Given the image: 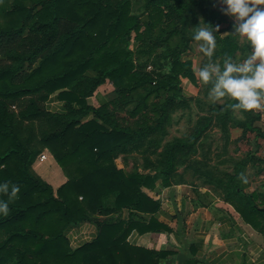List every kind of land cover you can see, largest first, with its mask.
Instances as JSON below:
<instances>
[{"label": "trees", "instance_id": "16d2710c", "mask_svg": "<svg viewBox=\"0 0 264 264\" xmlns=\"http://www.w3.org/2000/svg\"><path fill=\"white\" fill-rule=\"evenodd\" d=\"M146 1V12L136 16L131 0H0V182L20 187L9 201V213L0 215V264H160L167 255L134 248L127 239L134 230L170 231L158 220L160 201L146 190L171 185L176 158L191 150L205 129L189 141L174 142L164 168L156 172H128L115 163L118 151L126 152L128 144L161 129L151 126L152 117L145 127L144 116V122L125 124L117 108L136 102L131 119L151 96L172 93L157 107L160 125L165 112L184 98L183 80H196L190 60L171 63L175 85L139 70L135 57L157 47L145 41L157 29L165 32L169 19L165 0ZM217 46L223 59H238L240 47L232 34ZM177 66L187 73L176 74ZM107 81L115 96L93 107L88 99ZM52 95L65 103L63 113L46 108ZM230 111L219 114L227 118ZM46 150L68 178L56 195L33 169ZM228 195L236 197L232 205L247 223L261 225L263 195H247L239 185L230 187ZM0 199L7 196L0 193ZM123 210L130 211L128 221L100 222L93 241L69 247L68 227Z\"/></svg>", "mask_w": 264, "mask_h": 264}, {"label": "rangeland", "instance_id": "374dc122", "mask_svg": "<svg viewBox=\"0 0 264 264\" xmlns=\"http://www.w3.org/2000/svg\"><path fill=\"white\" fill-rule=\"evenodd\" d=\"M131 2L134 15L141 16L146 12V0H131ZM182 4L186 7L181 10ZM164 6L168 11L169 18L166 21L165 32L161 33L157 29L153 32L152 37L145 41L150 48L156 43L157 47L150 54L142 56L141 59L138 56L135 57L137 63L143 68H139V70L142 71L141 73L152 72L155 80L164 79L175 85L177 81L173 78L171 63L176 60H190L192 61L190 71L194 73L196 80L192 82L185 79V82H182V92L184 86L189 85V94H185L184 98L176 102L168 112H165L164 122H160V125L157 122V117H160L161 112H159L160 107H157L172 93L163 92L161 97L151 96L147 101L148 104L140 108L135 117L131 119L130 111L134 109L136 102L130 103L124 109H114L120 113V118L126 120L123 121L125 124L127 122L133 124L135 121L144 122L141 117L144 116L146 120V123H143L144 127L149 123L147 117L157 119L151 126L161 127L158 133L128 144L126 148H131L130 151L121 152V155L125 153L121 157L124 158V164L132 165L130 171L136 169L142 172H154L164 167L166 151L174 142L189 141L197 132L205 129L191 150L188 152L185 150L178 155L172 176L175 178L174 181L192 183L202 189L209 188L220 197L227 196L230 187L236 185L240 187L244 180L246 182L257 176L258 166L264 163V117L258 108L247 111L240 110L235 114L231 110L227 118L219 114H224L228 110V105L233 101L230 97L224 98L222 104H213L209 101L208 90L211 84L201 82L197 75L198 68L207 63L209 58L197 50V42L192 40V29L200 23L201 18L213 26L219 25V31L214 33L218 45L220 39L232 34L230 32L234 21L221 12L224 5L220 0H165ZM142 31L146 34L147 30L142 27ZM132 37H135V33ZM233 39L240 47L237 52V60H243L250 55L251 47L246 40L239 36H233ZM185 56L195 57V60L183 59ZM211 59L223 63L224 59L219 56L218 46ZM162 72L165 73L162 74ZM175 72L176 74L187 73V70L177 66ZM109 89L110 87L107 86L103 91L107 98L112 99L115 94H111ZM137 93L140 92L137 91ZM249 126L258 131L247 130ZM259 152H261V156L258 155ZM128 157L132 161L131 164L128 163ZM247 157H252L250 162L245 163L246 166L238 168V165L242 164ZM38 161L39 159L34 162L33 169L39 176L48 182L46 179L48 174L44 168L47 166L48 171L55 179L54 183H61L63 175L58 172L59 170L52 160ZM249 165L253 167L251 168ZM53 166L54 168H52ZM51 187L56 195L60 187L55 188L52 185Z\"/></svg>", "mask_w": 264, "mask_h": 264}, {"label": "crops", "instance_id": "0c3cea01", "mask_svg": "<svg viewBox=\"0 0 264 264\" xmlns=\"http://www.w3.org/2000/svg\"><path fill=\"white\" fill-rule=\"evenodd\" d=\"M107 86L110 87L111 94L115 92V87L110 81L101 85L88 99L93 107L98 108L102 102L110 100L103 91ZM189 87V85L184 86V95L190 92ZM55 95L46 102V108L55 113H63L65 103L57 100ZM258 110L264 117V106L259 107ZM130 149L128 148L127 152ZM123 154L117 152L115 163L118 168L130 172L132 165L123 163L124 158L121 157ZM47 155L46 161L52 160L63 177L61 183L55 184V179L45 166L48 174L46 179L52 186L59 188L68 179L52 154L47 152ZM258 155L261 156V152ZM129 157L128 163L131 164ZM251 158L246 159L251 160ZM257 170V176L246 182L244 180L243 185L240 186L247 195L258 193L264 196V163L259 165ZM173 177L170 178V186L163 187L158 183L154 191L146 190L149 196L160 201L162 209L158 220L167 225L170 231L141 234L134 230L127 239L129 245L149 252L154 251L157 255L164 252L167 255L160 257V264H264V220L259 219L261 225L255 227L247 223L232 205V199L236 197L228 194L220 197L209 188L202 189L192 183L177 182ZM261 206L264 207V204ZM92 218L91 221L68 227L66 237L69 247L75 249L93 241L99 234L100 222L111 219L128 221L130 211L123 210L109 215L98 214Z\"/></svg>", "mask_w": 264, "mask_h": 264}, {"label": "clouds", "instance_id": "9594fccd", "mask_svg": "<svg viewBox=\"0 0 264 264\" xmlns=\"http://www.w3.org/2000/svg\"><path fill=\"white\" fill-rule=\"evenodd\" d=\"M224 5L221 12L233 19V36L246 40L251 53L243 60H234L226 56L223 63L214 57L217 48L216 35L219 25H211L201 18L192 29V40L197 42V50L209 61L198 68L197 75L201 82L211 84L208 99L213 104L223 103L224 98L233 101L228 105L233 113L240 110H252L264 106V0H220ZM183 59L195 60L185 56ZM20 192L17 184L0 182V193L7 199H0V215L10 211L9 201Z\"/></svg>", "mask_w": 264, "mask_h": 264}, {"label": "built area", "instance_id": "2783aa9c", "mask_svg": "<svg viewBox=\"0 0 264 264\" xmlns=\"http://www.w3.org/2000/svg\"><path fill=\"white\" fill-rule=\"evenodd\" d=\"M47 152H49V151L46 150L44 153H42V154L39 156L38 159H39L40 162H44V161L48 158Z\"/></svg>", "mask_w": 264, "mask_h": 264}]
</instances>
